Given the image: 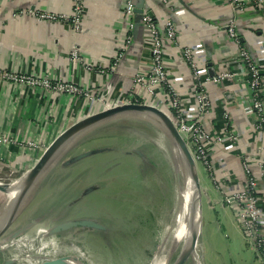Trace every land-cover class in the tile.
<instances>
[{"label": "crops", "instance_id": "1", "mask_svg": "<svg viewBox=\"0 0 264 264\" xmlns=\"http://www.w3.org/2000/svg\"><path fill=\"white\" fill-rule=\"evenodd\" d=\"M123 1L86 0L83 28L75 32L62 22L42 21L27 14L14 13L16 8L30 6L70 13L72 0H0V17L3 19L0 27V66L72 81L94 97L70 96L0 79V133L37 142V146L33 147H21L10 142L0 144V183H7V188L26 172L62 129L81 117L114 105L116 100H123L132 90L134 73L149 67L150 34L139 11L130 16L124 14ZM133 1L141 3L160 29L165 19L174 21L179 30V45L192 48L204 66V75L225 70L235 73L219 84L206 85L209 106L199 114L194 85L189 68L181 57L180 47L164 43L170 81L178 89L183 112L189 118L196 116L202 126L214 135L223 133L224 127L239 135L236 143H212L208 148L210 167L202 162H199L200 168L197 167L201 189L210 209L207 237L214 238L218 232L226 248L230 242L222 233V229L227 227L222 219L229 217L230 212L234 218L233 232L238 235L243 233L236 206L224 199L226 192L242 187L240 163L243 157L248 159L257 178L258 213L264 229V176L258 171V163L264 164V135H257L252 126L248 88L242 74L243 63L225 26L233 15L242 45L262 68L264 84V9L254 7L249 0H245L242 8L235 9L220 0H169L167 4L161 0ZM261 2L264 4V0ZM126 35L131 36L129 47L118 61H114ZM75 46L79 48L83 61L73 63L69 53ZM165 96L164 88L159 86L154 95L143 90L139 98L144 103L157 104L172 114ZM225 113L228 118L224 117ZM6 194L7 190L0 187V208L5 204ZM217 206L223 218L217 215ZM203 222L200 238L204 230ZM243 236V244H251L247 246L250 251L246 248L250 255L248 260L241 263L230 251L229 263L261 264L252 239L251 243ZM215 249L217 264L226 263L222 253Z\"/></svg>", "mask_w": 264, "mask_h": 264}, {"label": "rangeland", "instance_id": "2", "mask_svg": "<svg viewBox=\"0 0 264 264\" xmlns=\"http://www.w3.org/2000/svg\"><path fill=\"white\" fill-rule=\"evenodd\" d=\"M98 125L63 145L27 191L19 213L0 235V264H39L65 254L76 255L84 264H152L186 183L179 153L151 119L115 116ZM148 142L153 146L140 157L141 145ZM201 201L203 234L184 264H217L215 248L225 257L224 264H231L230 251L239 262L247 261L251 244H243V226L242 235L233 232L232 212L223 218L217 206V215L227 224L222 233L230 246L225 248L218 232L207 237L210 209L203 192ZM72 218L101 226L55 229ZM181 249L182 244L175 248L168 264Z\"/></svg>", "mask_w": 264, "mask_h": 264}, {"label": "built area", "instance_id": "3", "mask_svg": "<svg viewBox=\"0 0 264 264\" xmlns=\"http://www.w3.org/2000/svg\"><path fill=\"white\" fill-rule=\"evenodd\" d=\"M168 3L169 0H161ZM230 5L233 9L242 8L245 0H220ZM256 8L264 9L261 0H249ZM135 3L133 0L123 1V12L130 16L134 13ZM86 11V0H72V8L70 13L51 12L40 10L34 6L16 8L14 13L27 14L42 21L62 22L75 32H80L83 28V20ZM0 17V27L3 24ZM142 20L147 27L150 37L148 39L150 64L147 69H139L134 73L132 79V90L124 97L123 100L115 101L114 105L125 102L144 103L139 98L141 91L154 95L157 87H163L168 100V106L172 109L171 116L178 131L187 142L191 149V155L199 162L210 167L208 157V148L212 143L228 141L236 143L239 139L238 133L224 127L223 133L214 135L208 132L195 116L189 118L182 109L181 97L176 86L170 81V75L166 66L164 43L180 47V54L189 68L190 78L194 85V94L197 103V113L201 114L208 109L209 100L206 85L209 83L219 84L224 78L232 77L234 72L225 70L218 74L203 73V64L194 54L189 45H179V30L174 21L170 18L165 19L163 28L157 27L154 18L145 9L142 11ZM132 25V23L130 22ZM226 32L228 37L235 43L237 55L243 63V76L246 79L248 88V101L250 106V118L252 126L257 135H264V84L262 78V68L251 58L249 52L245 49L240 41L239 32L235 27L234 16L226 23ZM131 36L126 35L122 43V49L118 52L114 61H118L124 51L129 47ZM73 63L83 61L78 47H73L69 53ZM89 67V66H88ZM0 79H4L16 84L26 85L29 87H41L50 92H63L70 96H87L90 99L94 97L82 87L74 84L72 81L62 80L61 78H52L48 75H35L29 72L12 71L0 66ZM163 106V105H162ZM166 106V107H168ZM162 108V107H161ZM163 109V108H162ZM164 110V109H163ZM228 118V114H224ZM227 126V122H225ZM18 144L21 147L37 146L35 140L17 139L6 133H0V144L7 143ZM241 179L242 187L238 190L225 193V201L236 206V213L242 224L246 237L252 239L261 264H264V229L262 227V218L258 213V182L255 172L252 169L248 159L243 157L241 160ZM258 171L264 176V164L258 163Z\"/></svg>", "mask_w": 264, "mask_h": 264}, {"label": "water", "instance_id": "4", "mask_svg": "<svg viewBox=\"0 0 264 264\" xmlns=\"http://www.w3.org/2000/svg\"><path fill=\"white\" fill-rule=\"evenodd\" d=\"M135 3V12L139 11L142 15L143 7L141 3ZM125 113H138L144 114L149 117L151 120L158 123L161 128L165 131L169 139L171 140L175 150L179 152L180 157L185 161L188 166L189 176L191 180L192 191L194 194V199L196 201L197 207V216L200 221V226L202 222V189L199 180L198 169L194 162V159L188 149L187 144L185 143L182 135L178 131L174 121L172 120L171 116L163 110L161 107H158L153 104L147 103H138V102H125L117 105H111L101 110L92 112L80 119H77L69 126L64 128L61 132H59L45 147L36 161L32 164V166L26 170L25 177L22 181V190L18 195V198L15 201V209L11 217L5 220L0 227V235H2L5 228L8 224L15 218V216L19 213L21 206L25 200L27 191L31 188L32 185L35 184L37 179L42 175V173L46 170L47 166L51 163L54 156L60 150V148L65 145L68 141L74 138L76 135L84 132L91 127L98 125L102 121L119 116ZM80 156V155H79ZM7 183H0V187L6 191ZM93 187H89L86 191L91 190ZM96 226L99 227L98 223H95L88 219H69L58 223L55 225L56 230L65 229L67 227L72 226ZM201 231V227H200ZM16 234L10 235V237L15 236ZM200 232L198 234H194L192 237V243L190 249H181L180 254L176 258V260L172 264H184L185 259L187 256L195 250L196 242L199 238ZM39 264H84L82 263L78 257L74 254H65L59 255L53 258L45 259L41 261Z\"/></svg>", "mask_w": 264, "mask_h": 264}, {"label": "bare ground", "instance_id": "5", "mask_svg": "<svg viewBox=\"0 0 264 264\" xmlns=\"http://www.w3.org/2000/svg\"><path fill=\"white\" fill-rule=\"evenodd\" d=\"M126 115H138L143 118L150 119L146 115L138 113H125L119 116ZM180 161V164L185 171H183V173H185L186 183L184 189L181 190V195L179 196L177 208L175 209V214L170 226L169 234L167 236L166 234L164 235L159 246V251L154 257L152 264H168V259L174 252L175 248L178 245L182 244V249H190L193 235H196L200 232L201 226L197 216L196 201L194 199V194L192 191L188 166L182 159V157H180ZM176 162L179 163L178 160ZM25 174L26 172L22 173L19 177L16 178V181L11 183L6 189L8 195L6 194L7 196L3 210L4 220L9 219L13 214V211L15 209V201L22 190V181L25 177Z\"/></svg>", "mask_w": 264, "mask_h": 264}, {"label": "trees", "instance_id": "6", "mask_svg": "<svg viewBox=\"0 0 264 264\" xmlns=\"http://www.w3.org/2000/svg\"><path fill=\"white\" fill-rule=\"evenodd\" d=\"M147 144H149V145L147 146ZM151 146H153V144L151 142H148V143L141 145L139 152H138L140 154V157L143 156L144 154L147 155L144 151L146 149H150Z\"/></svg>", "mask_w": 264, "mask_h": 264}]
</instances>
